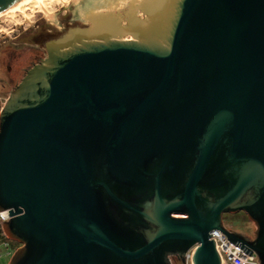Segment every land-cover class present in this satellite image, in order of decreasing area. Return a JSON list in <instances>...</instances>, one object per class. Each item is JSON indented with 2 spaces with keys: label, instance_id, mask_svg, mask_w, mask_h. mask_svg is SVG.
I'll return each mask as SVG.
<instances>
[{
  "label": "water",
  "instance_id": "obj_1",
  "mask_svg": "<svg viewBox=\"0 0 264 264\" xmlns=\"http://www.w3.org/2000/svg\"><path fill=\"white\" fill-rule=\"evenodd\" d=\"M140 2L89 11L2 106L8 264H222L213 229L264 264V0Z\"/></svg>",
  "mask_w": 264,
  "mask_h": 264
},
{
  "label": "rangeland",
  "instance_id": "obj_2",
  "mask_svg": "<svg viewBox=\"0 0 264 264\" xmlns=\"http://www.w3.org/2000/svg\"><path fill=\"white\" fill-rule=\"evenodd\" d=\"M140 4V0H41L39 3L29 1L14 11L0 15V29L3 31L2 34L13 36L24 28L34 29L39 23L40 27L37 31L40 32L41 39L40 53L45 54L46 47L44 50L41 47L42 44L46 46L56 40L64 32L62 25L66 30L74 26V24H67L66 20L77 18L73 20H78L75 25L80 26L82 25L80 21H86L84 20L85 15L90 14L89 11L92 10L100 11L105 15L110 13L116 18L130 15L141 17L144 14ZM47 35H53V37L46 40ZM30 43L31 40L29 41V53L34 49ZM222 220L228 229L244 232L242 234L249 237L253 236L255 227L245 211L224 212ZM0 229V264H8L14 250L20 244L6 238L2 230V221H0ZM6 251H9L10 255H6L4 253Z\"/></svg>",
  "mask_w": 264,
  "mask_h": 264
},
{
  "label": "flooded vegetation",
  "instance_id": "obj_3",
  "mask_svg": "<svg viewBox=\"0 0 264 264\" xmlns=\"http://www.w3.org/2000/svg\"><path fill=\"white\" fill-rule=\"evenodd\" d=\"M73 19L71 18V20H66V23L74 24V26H76L75 23L78 20ZM80 22L85 26L89 25L88 21L81 20ZM39 27L40 24L38 23L36 28H24L23 30H19L13 36L2 34L3 31L0 29V110L7 100L12 88L25 74L26 69L33 63L40 61L41 58L46 56L45 44L41 45V47L45 50V54L44 52L40 53L41 39L40 32L37 31V28ZM62 29H64V31L66 30L64 25H62ZM51 37H53V35H47L46 40L49 38L51 39ZM30 40V46H32L34 49H32L29 53ZM251 237L253 236L251 235Z\"/></svg>",
  "mask_w": 264,
  "mask_h": 264
},
{
  "label": "built area",
  "instance_id": "obj_4",
  "mask_svg": "<svg viewBox=\"0 0 264 264\" xmlns=\"http://www.w3.org/2000/svg\"><path fill=\"white\" fill-rule=\"evenodd\" d=\"M8 218L7 211H0V221L7 220ZM210 234V238L214 241L215 248L220 255L222 264H260L254 252H251L249 255L235 243L227 239V236L221 230L213 229ZM192 251L193 248L187 251L184 262L176 260V263L193 264Z\"/></svg>",
  "mask_w": 264,
  "mask_h": 264
},
{
  "label": "bare ground",
  "instance_id": "obj_5",
  "mask_svg": "<svg viewBox=\"0 0 264 264\" xmlns=\"http://www.w3.org/2000/svg\"><path fill=\"white\" fill-rule=\"evenodd\" d=\"M29 1H34L36 3H39L41 0H19L18 2H16L14 5L10 6L9 8H7L6 10H4L3 12L0 13V15L4 14V13H8L11 11H14V9H17L18 7H20L21 5H23L26 2ZM4 214V213H3Z\"/></svg>",
  "mask_w": 264,
  "mask_h": 264
},
{
  "label": "crops",
  "instance_id": "obj_6",
  "mask_svg": "<svg viewBox=\"0 0 264 264\" xmlns=\"http://www.w3.org/2000/svg\"><path fill=\"white\" fill-rule=\"evenodd\" d=\"M6 255H10V252L9 251H6V252H4Z\"/></svg>",
  "mask_w": 264,
  "mask_h": 264
},
{
  "label": "trees",
  "instance_id": "obj_7",
  "mask_svg": "<svg viewBox=\"0 0 264 264\" xmlns=\"http://www.w3.org/2000/svg\"><path fill=\"white\" fill-rule=\"evenodd\" d=\"M1 230V229H0ZM7 238V237H6ZM8 239V238H7Z\"/></svg>",
  "mask_w": 264,
  "mask_h": 264
}]
</instances>
